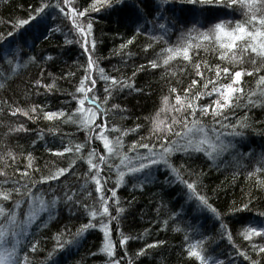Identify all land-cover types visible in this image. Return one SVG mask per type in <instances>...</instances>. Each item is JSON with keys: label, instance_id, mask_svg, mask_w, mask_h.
I'll return each mask as SVG.
<instances>
[{"label": "trees", "instance_id": "16d2710c", "mask_svg": "<svg viewBox=\"0 0 264 264\" xmlns=\"http://www.w3.org/2000/svg\"><path fill=\"white\" fill-rule=\"evenodd\" d=\"M52 2H59L64 7V13L54 7L46 10V23L50 31L41 28L43 35L35 41L29 40L30 48L22 46L25 55H21L13 46L10 49L11 64L0 61V157H3L0 159V170L6 174L0 175V181L19 178L20 172H16V169L23 171L27 167L29 153L32 158L29 173L33 179L39 180L41 175H49L59 168H68L57 179L37 185V188L43 190L46 201L53 195L57 198L56 210L49 216L38 208L34 209L37 215L29 225L28 235L25 237H13L9 233L13 247L15 241L20 240V244L15 245L17 255L21 258L26 255L28 264H110L113 259L118 264H199L195 257L188 256L192 246L196 245V250L202 256L218 259L219 264H228L229 261L250 264L249 260L238 256L236 248L246 251L258 264H264V253L258 255L250 250L251 243L264 244V238L252 237L249 241L243 236L246 227L264 224V217L259 215L264 212V161L260 160V156L264 154V103L255 106L246 103L249 99H261L257 90L264 85L258 86L256 80L264 75V67H261L264 62L256 58L254 65L251 53L243 54L238 50L235 51L242 62L236 65L237 68L252 70L260 67L259 72L254 71L252 75L244 72L241 76L240 84L245 95L240 101L241 106L234 111L236 117L247 116L248 127L243 129L244 136L230 138L235 148L224 151L216 158L215 163L203 153L189 156L174 152L170 157L171 163L180 167L184 179L198 182L201 194L208 198V202L219 213V219L207 208H199L195 199L190 200L186 195V186L179 182L167 183L165 176L169 173L157 171L155 166L150 179L145 180L139 174H126L116 188L115 166L120 161L119 157L108 156L113 168L100 164L98 178L101 180L102 190L116 188L114 199L110 193L104 192L109 198V215L116 217H103L114 245L113 257H108L101 251L105 237L100 226V215L92 218L95 226L85 230L74 243L66 244L62 250L55 248L57 236L60 237V242L72 240L71 234L89 221L90 217L83 205H88L89 211L100 209L101 201L95 191V181L91 180L92 173L89 172L86 159L80 157L86 154L89 147L96 148L101 154H104V150L99 141L86 140L87 133L83 127L66 121V116L78 107L73 95H80L75 90L85 74L88 54L83 52L82 42H78L80 33L75 31L73 22L67 18L68 5H64L63 0ZM110 2L112 7L98 0L95 4L97 10L85 13L92 23L88 47L97 65L90 70L96 80L94 91L97 103L107 111L102 118L98 114L96 122L105 124L110 139L119 135L113 131L114 128L123 130L140 125L135 132H128L123 137L122 151L132 156L134 153L128 152V147L133 141H141L142 137L146 138L142 141L145 143L156 141L158 134L152 131L153 117L170 122L172 112L163 105V97L169 95V87H176L177 92L183 94V88L190 85L191 79L195 78L198 85L202 84L194 73L197 61L201 62L202 67L205 64L209 67L217 64L221 67L233 66L231 61L220 59V49L215 44L214 35L211 39L204 40L200 38V33L221 20L234 25L235 21L246 18L247 10L240 3L228 9L211 3L201 5L190 4L186 0H168L167 4L162 5L164 11L160 21L162 23L166 20L169 28L165 44L164 41L152 39L160 32L155 26L156 22L149 25L141 21L142 30H135L136 24L132 23L131 16V5L135 0ZM153 2L154 0H146L147 11H151ZM40 3L41 0H0V34L6 40H15L14 29L18 21L27 19L29 13ZM92 3L93 0H72V6L77 11L88 8ZM223 3L226 0H222ZM256 8L259 9L258 15L264 14V3L261 0H256ZM147 18L151 19V15ZM78 22H83L85 26L87 24L85 17H79ZM193 24L196 25V30L189 34L188 30ZM19 27L21 31L27 29L29 33L36 30L35 25ZM8 33L13 35L9 36ZM93 40L94 48L91 43ZM145 45L149 47L145 49ZM168 46L188 47L190 61L176 57L168 65L160 63L161 57L158 54L161 48ZM4 47L7 48L8 44L4 43ZM27 57H31V60ZM153 59L158 62L159 66L156 68L147 63ZM99 69H103L106 76L126 80L131 87L126 86L123 90L114 92L104 101V89L110 81L100 78ZM213 75L214 71L205 72L208 79ZM220 82L228 83V80L222 77ZM48 85L51 87H46ZM249 91L256 92V95L249 98ZM169 99L171 102V96ZM214 99L215 94L212 97L204 96L197 103H210ZM113 104L119 107L114 109ZM36 105L41 108L37 109L35 121L20 112L12 115L15 108L30 112ZM90 106L85 104V107ZM91 107L95 110L94 106ZM61 109L65 111V117L53 120L43 118V111ZM157 110H160L158 116ZM225 112L228 122L235 124L232 113L227 109ZM201 119L211 127V116ZM21 124L27 131H10ZM180 130L179 126L174 129ZM237 130H240L239 126ZM230 131L227 128L221 129L224 136ZM171 138V134H168V139ZM69 144L73 148L76 144H82L84 148L80 153L73 151L57 154V150ZM138 151L144 153L145 149L140 148ZM241 153L246 155L241 156ZM73 160L75 163L69 168ZM36 169L39 170L35 171ZM249 172L253 175L248 176ZM5 187L12 185L9 183ZM69 197L72 198L71 201L68 200ZM77 200L80 201L79 204L75 203ZM6 205L11 207V201L6 202ZM242 205H247V208ZM117 207L121 209L119 213L116 212ZM27 209V204H24L17 210L18 220L23 221V212ZM41 221L43 226H39ZM221 222L227 226L226 231L232 236L231 242L227 239L225 229L221 228ZM2 223L3 220H0V224ZM124 236L129 239L124 245H120L119 240ZM30 240L36 242V249H22V245Z\"/></svg>", "mask_w": 264, "mask_h": 264}, {"label": "snow or ice", "instance_id": "6c2138e0", "mask_svg": "<svg viewBox=\"0 0 264 264\" xmlns=\"http://www.w3.org/2000/svg\"><path fill=\"white\" fill-rule=\"evenodd\" d=\"M98 0H93V3L85 8L84 10L77 11V8L72 6V0H63L64 5H68L67 18L73 22L75 31L80 33L78 42H82L83 52L88 54L87 65L85 67V74L80 79L79 85L76 87V93H79V96L73 95V99H76L78 102V107L73 109L70 114L66 116L67 122L76 123L79 126L83 127L87 133L86 140L88 141H99L104 150V154H101L97 151L96 148L89 147V150L84 154L82 159H86L89 166V172L91 174V180L95 181V191L99 194V199L101 201V207L99 210L92 209L89 211L88 205H83L85 212H87L90 217L87 223L82 224L76 231V233L71 234L73 236L72 240L60 242V237L57 236V243L55 245L56 249H64L66 244H72L77 238H79L82 233L94 227L92 218L101 216V227L104 230V243L101 248V251L106 253L108 257H113L114 255V245L109 238V229L103 221V217L107 216L109 219H115L116 217H111L109 215V198L105 196L104 192L107 191L110 193L111 197L114 199L116 196V188L120 186L121 181L123 180L126 174H139L144 177L145 180H148L152 176V168L156 167L157 171H167L169 175L165 176V181L167 183H176L186 186L188 193L186 194L188 198L195 199L199 208H207L211 211L218 219L219 213L215 208L208 202V198L201 194L198 182L192 180L191 182L183 178V172L179 166H174L170 157L174 152H181L186 155H192L193 153H203L205 157L215 163L216 158L221 155L224 151H227L229 148H235V144L231 139L226 140L224 134L221 132V129L227 128L231 129L227 133V136L232 138L243 137L246 127H248L247 116L245 117H236L234 109L240 107V101L243 100L245 95L244 89L240 84L242 73L247 72L248 75H252L253 72H259L260 67H256L252 70H246L243 68H237L236 65L241 63V57L237 55L235 50L243 54L251 53V62L255 65L256 58H259L260 61L264 62V14H259V9L256 8V0H226V3L222 4V0H186L190 4H201L211 3L218 6H223L228 9H232V6L240 3L247 11L245 12L244 20H237L235 24L232 25L228 21L221 20L214 25L210 26L208 30L203 33H200V38L204 40H209L214 35L215 44L218 45L220 49V59L223 61H231L232 67L224 66L221 67L219 64L209 67L207 64L204 67L201 66V62L197 61L194 67V73L196 77H199L202 81L201 85H198L197 79H191V83L188 87L183 88V94L177 92L176 87H169V95L163 97V105L170 109L172 112L170 122L159 120L157 117L152 118V131L157 133L156 141H167V143H157L153 141L151 144L142 142L144 137L141 138V141H133L132 144L128 147V152L134 153V155L129 156L127 153L122 151L123 148V137L128 132H135L136 128H139L140 125H136L135 128L128 129H113L114 132H118V136H113L109 138L105 124L97 121V115L99 114L101 118L107 114V111L97 103V96L95 95V86L96 80L93 78L92 72L90 70L97 67L96 62L92 58L91 49L88 47L89 40L91 37L92 23L91 20L85 15L89 10L96 11L95 4ZM102 4L112 7L113 4L110 0H100ZM120 3H123V0H119ZM264 3V0H261ZM168 3V0H154L151 5V11H147L146 0H135L131 5V16L132 23L136 24V31L140 32L143 28L144 23L153 25L156 22L155 26L159 28L160 32L158 35L153 36V40H161L167 44L165 37L169 32L167 26V21L160 22L163 17L162 5ZM49 7L58 8L61 13H64V7L61 6L59 2H52V0H41V3L36 7L32 12L29 13L27 19H21L18 21V24L14 31L16 32L15 40H6L3 34H0V41L8 44V47H4V43H0V61H7L11 64L10 58V49L15 46L16 50L23 53V47H31L29 40L35 41L40 36L43 35V31L40 29L43 28L44 31H50L46 23L45 12ZM151 15V19L147 17ZM79 17H85L87 24L83 22H78ZM31 22V24H30ZM20 25H32L36 26L34 32L29 33L27 29L23 31L20 30ZM196 30V25L193 24L192 27L188 30V33H192ZM183 34V33H182ZM9 36H12L13 33H8ZM130 42V41H129ZM92 47L95 46V41H91ZM23 46V47H22ZM123 47V46H122ZM149 45H145L147 49ZM161 57L160 63L163 65H168L170 60L175 59L176 57H182L184 61H190L189 57V48L188 47H163L158 54ZM28 60H31V57H27ZM148 65L152 68L158 67L157 60H148ZM261 67H264V63L261 64ZM139 70V69H138ZM183 71V69H181ZM214 75L211 79H208L205 76V72H213ZM100 78L106 82L110 81L107 87L104 89V101H107L108 97L113 95L114 92L123 90L124 87L128 85L126 80L117 79L116 77L104 75V70L99 69ZM135 75V73H133ZM175 75V73H173ZM227 79L228 83H221V78ZM87 81V83H86ZM39 84V81H37ZM256 84L264 85V75H260L256 80ZM211 85V87H209ZM46 87H51L50 85ZM260 100H251L246 101L247 104H252L255 106L259 103H264V87L258 88ZM215 94L216 99L211 100L210 103L200 104L197 103L204 96L212 97ZM237 94V95H233ZM256 95V92L249 91L247 96L251 98ZM171 96V102L169 97ZM94 106L85 107V104ZM118 105L113 104L112 108H118ZM40 105L32 107L29 111H25L21 108H15L12 110V115H16L17 112L22 113V115L28 117V119L35 121L37 118V109H40ZM227 109L228 112H231L236 123L232 124L228 122V116L225 112ZM157 110V116L159 115ZM199 113V115H197ZM78 114V118H77ZM211 116L212 123L209 127L201 119V117ZM65 117V111L63 109L57 111H43V118L46 120H53L54 118L59 119ZM216 125L220 127L217 128ZM179 126L180 131H174L175 127ZM239 126L240 130H237ZM98 129V131H97ZM12 132L17 131H27L24 126L21 124L17 128L10 129ZM168 134H171V139H168ZM35 143V141H33ZM84 145L76 144L73 146L64 145L62 149L57 150V154L62 155L64 152H75L80 153ZM145 149L144 153H140L138 149ZM8 155H12L8 153ZM246 155L241 153V156ZM108 156L113 158L119 157V165L115 166L117 171L116 178V188L104 189L102 190L101 180L98 178L100 175V164H107L109 168H113V165L109 163ZM95 158V159H94ZM3 159V157H0ZM15 159V157H13ZM28 165L21 171L16 169V172H20V176L17 179H5L0 181V220H3L4 223L0 224V238L3 237L5 231V225L11 226L13 237H25L28 235V227L33 220H35L37 212L34 209H39V211L46 212L51 216L56 210L57 198L53 195L48 201L44 198V192L42 189L37 188L38 184H43L49 180H55L58 176L63 175L68 171V168H59L55 172L49 175H41L39 180L33 179L29 173L31 168V153L28 155ZM260 160L264 161V154L260 156ZM72 163H75L73 160L69 164V168L72 166ZM120 167H123L126 171H120ZM36 169L35 171H38ZM93 170H95L93 172ZM259 171V169H257ZM0 175H6L3 170H0ZM88 175V173H86ZM253 175L252 172L248 173V176ZM171 177V178H169ZM11 184L12 187H5L7 184ZM107 183V178H105V184ZM36 189V191H34ZM69 201L72 200L71 197L68 198ZM11 201V207L6 205V202ZM76 204H79L80 201H75ZM27 204V211L23 212V221L17 219V210L21 209V206ZM70 206V205H69ZM242 207L247 208V205H242ZM121 209L116 208V212L119 213ZM261 217H264V212L259 213ZM39 226H43V221L40 222ZM221 228L225 229V234L227 239L231 242L232 236L230 233H227V226L221 222ZM244 239L251 241L252 237H261L264 238V224L260 226H248L244 231ZM129 237L124 236L119 240L120 245H124L125 241ZM199 243V242H198ZM20 240L15 241V245H19ZM14 245L10 253L0 252V264H28L27 256L21 258L17 255L16 246ZM152 245H145V247H151ZM236 248L235 245H233ZM22 249H36V242L34 240L26 241L22 245ZM250 250L256 252L258 255L264 253V244H250ZM143 252V249L140 250ZM236 253L240 257H244L245 260H249L250 264H258L257 260H252L246 251H241L236 248ZM139 254V253H138ZM51 256V253H49ZM188 256L195 257L199 264H219L218 259H214L211 256H202L200 251L196 250V245L192 246V250L188 252ZM110 264H118V261L115 259L110 261ZM228 264H235L234 261H229Z\"/></svg>", "mask_w": 264, "mask_h": 264}, {"label": "rangeland", "instance_id": "374dc122", "mask_svg": "<svg viewBox=\"0 0 264 264\" xmlns=\"http://www.w3.org/2000/svg\"><path fill=\"white\" fill-rule=\"evenodd\" d=\"M224 138L230 139L232 137L225 135ZM120 171H125V169L122 167ZM9 233H12V231H11L10 227L7 225L5 227L3 237L0 238V252H2V253H10L13 249V245L10 242L11 234H9Z\"/></svg>", "mask_w": 264, "mask_h": 264}]
</instances>
